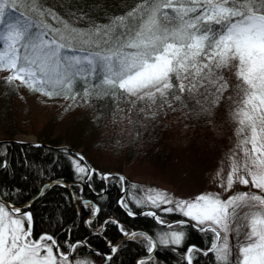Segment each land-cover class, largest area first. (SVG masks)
<instances>
[{"label":"snow or ice","instance_id":"obj_1","mask_svg":"<svg viewBox=\"0 0 264 264\" xmlns=\"http://www.w3.org/2000/svg\"><path fill=\"white\" fill-rule=\"evenodd\" d=\"M231 67L239 81L232 112L239 139L228 157L224 190L239 183L258 192L226 200L219 193L174 200L150 189L135 198L137 205H172L162 210L186 218L176 222L180 229L191 225L211 234L207 249L187 248V264L200 251L212 253L215 264H264V0H139L108 24L87 29L73 27L38 0H0V71L8 73L6 83L49 98H134L132 107L143 112L140 104L172 107V101L185 103L200 93L218 105L229 82L217 73ZM80 161L76 171L90 178L93 170ZM121 204L128 207L123 200ZM128 215L134 213L129 210ZM144 215L166 223L154 211ZM32 221L30 212L0 201V264H72L52 235L34 237ZM144 239L153 252L156 242L147 235ZM158 240L180 246L185 232H164Z\"/></svg>","mask_w":264,"mask_h":264},{"label":"trees","instance_id":"obj_2","mask_svg":"<svg viewBox=\"0 0 264 264\" xmlns=\"http://www.w3.org/2000/svg\"><path fill=\"white\" fill-rule=\"evenodd\" d=\"M38 2L68 20L73 27L87 29L92 24H108L114 17L130 11L139 0ZM224 72L226 68L217 74L223 76ZM7 76L0 75V125L3 139L10 140L1 144L0 196L15 205H23L41 193L28 208L33 217L34 237L52 235L61 245L60 251L68 252L72 264H75V260L88 264H138L139 258L148 253L144 235L138 234L135 238L122 241L115 252L110 246L123 237V232L135 229L148 231L158 241L154 255L143 260L146 264H187L185 253L189 246L201 250L209 247L211 234L202 233L191 225H184L182 229L178 226L179 230L185 232L182 245L160 244L158 236L168 227L159 225L144 213L138 215L147 205L135 203L133 193L139 192V181L132 179L125 168H129L133 159L135 161L141 155H146L148 134L152 127L154 133H159L168 122L179 121L184 125L187 120L198 122L202 118L206 121L215 118L220 120L217 128L222 134V125L230 116H226V108L233 99L231 84L218 105L211 103L212 97L195 93L185 103L172 101V107L155 105L157 113L154 116L145 104L139 105L145 109L143 112L133 108L130 100L134 98L119 102L109 98L85 102L79 97L72 101L62 96L49 98L30 91L44 99L45 103H57L64 108L57 107L56 113L50 115L44 126L33 129L37 141L27 142L15 136L26 133L21 127L25 123L17 115L16 97L21 90L28 89L6 83ZM200 92H204V89ZM154 118L157 119L155 125L152 123ZM80 149L95 168L89 179L90 186L76 171L79 157L75 151ZM157 150V153L161 151ZM104 154L109 155L110 160L103 163L100 157ZM108 172L112 174L104 179L102 173ZM123 176L126 189L122 195L123 183L119 177ZM122 200L128 204L127 208L121 204ZM96 208L100 211L95 212ZM125 209L131 210L134 215H128ZM155 211L164 221L185 218L179 212L166 213L161 208H155ZM74 242L76 247L73 251L70 247ZM197 261L199 264H215L214 255L209 253L204 256L202 251L194 254L193 264Z\"/></svg>","mask_w":264,"mask_h":264},{"label":"rangeland","instance_id":"obj_3","mask_svg":"<svg viewBox=\"0 0 264 264\" xmlns=\"http://www.w3.org/2000/svg\"><path fill=\"white\" fill-rule=\"evenodd\" d=\"M234 73V67L226 68V72L223 73V77L229 82V85H232L231 95L233 99L226 108V116L228 114L230 116L229 120L222 125L224 127L222 134L217 128L220 120L217 121L215 118L207 121L202 118L198 122L187 120L184 125L179 121L177 123L168 122L164 130H160L161 132L159 133H154L152 127V131L150 130L148 134L150 138L147 140L149 144L146 155H141L135 161L133 159L128 165L129 168H125V172L132 179L139 181V186L137 187L139 192L133 193L134 199L143 197L150 189L166 192L174 200L191 199L201 193H219L221 198L226 200L229 196L236 193L258 192L251 185L243 186L239 183H235L230 191L224 190L227 175L230 171L228 157L239 139L235 135L237 124L232 118L236 101L239 99L238 90L235 88L239 81L236 80ZM0 75L6 76L8 73L0 71ZM43 100L41 97L33 95L29 90H21L17 94V115L25 123L21 124V127L26 130V133L16 135V139L37 141L38 137L33 133V129L44 126L51 118L50 115L53 112L56 113L58 108H64L63 105H56L57 103L49 104ZM148 107L152 110L151 114L154 116L153 113H157L156 106ZM152 123L155 125L157 119L154 118ZM2 133L3 128L0 125V139H3ZM219 135H221L219 138H215V136ZM157 149L161 150V153H157ZM79 151L82 154V150L80 149ZM100 158L103 163L110 160L107 154ZM78 161H80L79 158L76 163ZM80 162L82 166H86L89 169L85 162ZM104 174L102 173L103 176ZM83 177L86 182L87 176ZM89 179L88 176V181ZM222 184L224 187H221ZM125 189L126 185H123L122 190ZM146 205L147 208L155 210L150 204ZM171 206L161 205L160 208ZM172 226L171 229L163 230L159 236L164 232L179 230L178 225ZM85 264L88 263L85 262Z\"/></svg>","mask_w":264,"mask_h":264},{"label":"water","instance_id":"obj_4","mask_svg":"<svg viewBox=\"0 0 264 264\" xmlns=\"http://www.w3.org/2000/svg\"><path fill=\"white\" fill-rule=\"evenodd\" d=\"M6 142H10V140H9V139H0V152H1V144L6 143ZM27 142H33V141H27ZM75 153H76L78 156L83 157V161L88 165L89 169H91V170H93V171L95 170L94 167L92 166V164L89 162V160H88L83 154H80V153H81L80 151H75ZM107 174L109 175V174H112V173H111V172H108V173H105L104 175H107ZM86 183L90 186L89 181H88V176L86 177ZM123 183H124V186H125V184H126V180H125V178H124ZM48 184H50V183H47V185H48ZM44 188H45V187H43V188L41 189V192L43 191ZM124 188H125V187H124ZM40 194H41V193H40ZM40 194H39L37 197H39ZM123 194H124V190L122 191V195H123ZM37 197H35V198H37ZM35 198L29 200L27 203H25V204H23V205H15V204H13V203L7 201L6 199H4V198L1 197V196H0V201L6 202V203L9 204V205H13V206H15V207L20 208L22 212H30V211L28 210V208H29V206L31 205V203L33 202V200H34ZM75 198H76V200H82V199H80V198H78V197H75ZM123 207H124V206H123ZM125 210H126V209H125ZM144 211H154V210H152V209H144V210H142L141 212H139L138 215H141ZM126 212H128V211L126 210ZM154 212H155V211H154ZM30 213H31V212H30ZM152 218H153V217H152ZM154 219H155V218H154ZM180 220H185V219H175V220H172V221L166 222L165 224L158 223L157 220L155 219V221H156L159 225H161V226H163V227H168V226H167L168 223L174 224V223H176L177 221H180ZM197 229H198V228H197ZM125 233H127L128 235H125ZM132 233H136L137 235H138V234H143V235H147V236L152 237V239L156 242L157 247L155 248V250H154L153 252H151V253L148 252L146 255L140 257L139 260L149 259L150 257H152V256L154 255V253L156 252L157 248H158V241H157L156 237H154L151 233H149L148 231H145V230H141V229H135V230H131V231H128V232H123V237H122L119 241H117L116 243L110 245L111 248H113V247L116 248V247H117L122 241H125V240H127V239H131V238H133V236L131 235ZM75 244H76L75 242L72 243V245H71V247H70V250H72V246L75 245Z\"/></svg>","mask_w":264,"mask_h":264}]
</instances>
